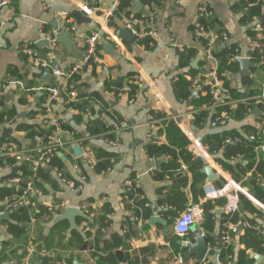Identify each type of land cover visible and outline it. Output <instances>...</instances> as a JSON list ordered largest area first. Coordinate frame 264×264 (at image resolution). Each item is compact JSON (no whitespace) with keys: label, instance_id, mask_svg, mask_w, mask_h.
Instances as JSON below:
<instances>
[{"label":"crops","instance_id":"crops-1","mask_svg":"<svg viewBox=\"0 0 264 264\" xmlns=\"http://www.w3.org/2000/svg\"><path fill=\"white\" fill-rule=\"evenodd\" d=\"M3 1H8L9 4L0 7V158L9 157L12 161H6L0 166V214L12 213L8 212V206L20 194V187L11 184V180L25 177L26 174L25 165L5 154L44 146L51 136V130L45 125L42 103L49 88L63 87L69 83L64 76H56L58 84L55 86L51 84L52 81L43 82L44 71L30 63L24 49L34 47L38 53L37 43L41 40L48 41L46 38L58 34L53 26L55 22L63 29L64 22L58 21L59 13L70 16L77 11L83 12L91 22L78 24L72 18L76 26V30L70 33L76 40L72 53L62 43L55 48L49 44L42 47L47 55L46 59L53 52L52 63L64 73H70L77 64L83 62L88 38L99 33L98 46H101L97 50L98 60H93L97 67L81 73L83 86L77 89L78 95H98L101 100L87 98L92 104L87 113L82 115L81 121L76 119L79 112L66 106L64 101L57 105L60 116L66 120L64 136L74 133L80 147L95 154L97 168L92 171L85 161L76 156L72 145L52 165L41 169L37 174L36 184L42 194L28 209L31 216V221L26 224L28 240L24 241V237L18 240L12 238L4 225L8 222L6 221L0 230V236L5 237L4 242H9L5 250H18L27 244L31 264H40L38 259L44 254L38 252L35 243L37 237L39 234L49 235L54 224L60 221L58 217L70 207L81 209L84 217L76 219L77 229L71 230L68 221V236L78 230L85 235L90 233L93 240L97 232L101 231L104 237L96 240L95 244L103 250L106 241L112 242L114 233H120L124 237L129 233L126 241L123 240L126 245L114 250L122 260L120 264H222L218 246L221 233L223 235L229 232L230 244L237 252L245 248L240 237L247 229L254 226L264 229V196L258 199L252 190L254 188H250L253 186L251 179L254 169L247 173L242 182L236 183L243 188L241 194L259 209V213H245L242 208V212L237 215L239 222L235 223L232 218L236 216L226 210L225 199L208 200L205 197L204 188L208 184V178L203 174V169L201 172L205 178L202 181H196L188 167L187 170L179 168L169 174L167 165L170 157L157 158L148 154L150 144L164 145V139L159 140V132L156 133L148 125L149 116L155 114L171 117L190 140L191 148L188 151L216 171L219 178L212 184L218 187L227 179L235 180L231 172L218 162L223 154L220 152L214 156L205 143L213 142L215 135L226 132L238 139L243 136L250 140V136L256 134L259 139H264V111L260 108L243 118H236L235 110L232 109L233 116L226 127L212 126L214 113L207 109L206 103H197L207 96L203 87H209L208 80L192 91V97L188 101L179 99L175 93L179 77L189 73V67L184 66L189 59L186 52L189 48L197 49L198 57L201 58L198 75L208 74L217 66L214 62L206 61L204 45L201 44L202 35L196 30L201 6L207 7L212 13L211 29L217 34L228 33L231 44L254 64L247 76H243L241 66L238 71L228 74L231 89L241 96L256 95L264 91V60L260 57L256 63L253 55L254 50H261L257 45L263 44L264 31H255L256 23H261L259 17H254L251 22L245 20L248 10L244 6L248 0H164L161 6H150L140 1L144 5L140 14L148 23L139 26V29H155L158 32L156 38H151L155 41L151 48L137 41L127 43L120 36L125 28V21L131 18L120 19L114 14L110 19L106 17L108 11L115 12L120 0H0V4ZM262 17L264 18V11ZM110 20L119 29L110 27ZM109 36L111 39L107 40ZM108 45L112 49L107 52ZM245 79L249 81L244 82ZM106 84H111V88H107ZM84 100L86 99L81 102ZM257 110L260 114L256 113ZM123 121L130 123V129L119 135L114 134L112 124ZM89 122L101 123L106 130L92 134ZM68 125L73 130L67 129ZM248 128L257 133H249ZM154 135L156 141H152ZM113 142L116 144H112ZM206 150L211 155L210 159L205 158ZM160 160L164 162L157 167L156 162ZM238 162L247 163L243 158ZM82 177L86 180H82ZM128 179H136L140 186L141 198L136 201L137 208H134L129 199L125 185ZM256 182L264 190V179L258 177ZM78 185L81 187L77 188ZM181 194L186 198V203L182 208H177L174 203ZM138 202H143V205H138ZM64 203L71 206L65 208ZM207 203H211L213 208V230L205 227L203 222L204 206ZM146 204L149 206L145 207ZM189 204L199 205L203 214L191 234L180 238L174 232V224ZM106 205L112 210L113 225L104 230L97 220ZM137 209L141 214L148 210L150 217L136 215ZM156 216L166 222L168 231L160 223H149ZM119 225L120 230H115ZM202 231L206 234L205 239L198 234ZM207 238L216 241V245L213 247ZM201 242L207 246L208 252L203 260H198V253H193L192 249ZM3 243L0 244V250ZM76 254L79 258L73 264L76 261L80 264H95L89 248L78 250ZM48 255L65 259L70 253L51 251ZM6 256L3 264L17 260L9 252Z\"/></svg>","mask_w":264,"mask_h":264},{"label":"trees","instance_id":"trees-1","mask_svg":"<svg viewBox=\"0 0 264 264\" xmlns=\"http://www.w3.org/2000/svg\"><path fill=\"white\" fill-rule=\"evenodd\" d=\"M146 5H159L161 6L163 4L164 0H140ZM134 0H120L118 8L114 12V16L124 19V18H131V19H140L144 18L142 14H138L134 16L131 12V9L133 7ZM252 6H249V5ZM248 8V14L245 16V20L248 22L253 21L254 17H259L261 24L264 26V18L262 17L263 11H264V0H248V3L244 6ZM205 26L209 28H213V22L211 19L206 20ZM110 27H117L116 25L112 24V21L109 22ZM221 33H219L220 35ZM207 42V39L205 37L201 38V44H205ZM262 43L264 44V39H262ZM141 45H145L147 48H151V46L155 45V41L151 39L150 37H145L141 39L140 43ZM101 49V46L97 48L99 51ZM188 53V61L185 63L184 66L189 67V73L186 76H180L178 79V82L175 85V93L177 97L181 100H190L192 97V91L190 90V87L192 85L191 78H194L198 75V71L190 67V63L192 59H195L198 57V51L197 49L189 48L187 51ZM233 51L229 49L228 47H224L222 50H218L214 52V56L219 60V75L222 77V79L225 81V86H229L228 83V74L233 73L235 71H238L240 69V65L235 61V59L232 56ZM254 59H256V63L259 62L260 57L264 56V48L260 51L254 50L253 52ZM97 67L96 63L94 61H91L89 64H87L84 68L85 71H88L89 69L94 70ZM41 76V75H40ZM39 76V77H40ZM81 74L74 75L72 79L69 81V85L72 89H78L81 88L83 85L81 84ZM245 81H249L248 79H245ZM54 86L58 84V82L52 81ZM107 88H111V84H106ZM113 86V85H112ZM107 90V89H106ZM203 91H209V87H203ZM233 95L235 97H241V95H236L234 90L231 89ZM87 98H92L94 100L100 101L101 97L98 95H88V94H82L78 95V101L77 102H71L69 101L68 97L64 96L63 101L64 104L68 107H71L79 112L80 115L76 116V119L81 121L82 115L87 113V110L90 105L92 104L89 100L87 101ZM82 99H86L81 102ZM210 101V96H205L204 98H201L197 101V103H206L208 104ZM249 107L247 105H241L239 106L234 113V116L236 118H243L250 115L248 111ZM256 108L252 112L255 111ZM232 114V112H231ZM233 116V115H232ZM11 117V116H8ZM89 130L92 134H98L102 133L104 130H106V127L102 125L101 123L93 124V122H89ZM67 129L73 130L71 126H66ZM249 133H257V131L252 129H247ZM239 135V134H237ZM257 135V134H256ZM76 137V135H75ZM238 137H234L230 133H222L220 135H215L212 140L213 142H206L205 144H208L209 151L211 154L218 155L220 152L223 154L221 159H218L219 164L223 166L224 169L231 172L233 175L234 180L239 183L242 182V179L247 175L248 172L251 170H255L254 174L251 179V185L250 188H254V194L258 199H262L264 196V190L258 186V183L256 180L258 177H260L262 180L264 179V161L263 157H258L257 149L262 145L264 142L263 138H258L257 141H250L249 139H245L243 136L240 139L239 143L236 144H226L227 139H235ZM166 139L167 144L158 146L157 144L153 143L148 146V154L150 156H155L157 158L165 156L170 157L169 164L167 165V172L175 171L176 169H179L182 164H185L188 169L194 174L196 181H202L204 180L205 176L202 174V169L204 168V162L201 159H197L193 156L191 151H188V146L190 145V140L187 138V136L184 134L182 129L179 127V125L176 123L175 120L170 121L166 128ZM237 157L240 156L243 158L244 162H247L246 164L238 162L239 159H236L235 161H231V157ZM59 159V158H57ZM12 161L9 157H3L0 158V166L4 165L5 162ZM26 171L25 177H22L23 179V185L26 184V182L29 179L30 173L28 169L25 167L24 169ZM43 171V170H42ZM46 171V170H44ZM170 174V173H169ZM223 184H220L222 186ZM241 201H242V208L243 211L249 214L259 213V209L250 201L248 200L244 195L240 194ZM143 202H138L137 204L143 205ZM186 203V198L183 197V195H179V198H177L174 205L177 208H182ZM211 203H207L204 206L205 211V221L204 226L207 227L209 230L214 229V223L212 221L213 214L211 210L213 209L211 207ZM136 215L143 216L145 218L150 217V213L148 210L143 212V214L140 213V211L135 210ZM44 215V213H42ZM46 214H48L46 212ZM112 210L106 205L104 206L102 210V215L98 218L97 223L99 224L101 229H108L113 225V219L111 218ZM11 218L8 222H6L4 225L7 228L8 234L18 240L22 239L24 237V241L28 240L26 237L27 233V227L26 224L31 221V216L29 214L28 209H20L18 211H13L11 214ZM236 217H233L232 220L235 223L239 222L238 216L233 215ZM87 219H84V221ZM250 221H252L250 219ZM68 229H69V223L66 220L58 221L56 224H54L51 232L49 235H42L39 234L37 237V241L35 243L38 246V252L40 254H44L41 256L38 260L40 264H52L53 261L60 262V261H67L70 264L74 263L75 259H78L79 256L76 254V251L78 250H85L87 248L90 249V254L95 258V264H120L121 259L117 253H114L115 248H119L123 245H126V243L123 242V235L120 233H114L112 236V242L106 241L105 247L102 249H99L97 245L95 244L96 240H98L103 236V233L101 231H98L95 235L94 239L92 240V235L88 233L87 235L83 234L81 231L75 230L71 232L70 236H68ZM126 237H129V233L125 234ZM241 243L244 245V249H240L239 251L235 252L231 244H228L224 241L222 233L219 235L218 239V246L220 247L219 257L220 262L222 264H258L254 258L255 255H263L264 254V241L263 239L258 235V233L252 228L247 229L246 233L240 237ZM208 242L212 244L214 247L216 245V241L211 240L207 238ZM9 245V242H4L2 245V249L0 250V264L4 263V258L7 257L6 254L9 252L14 258H16V262L18 264H22L23 259L28 255V245L24 244L22 245L18 250H5V247ZM66 252L70 253V256L67 258H62L60 256L57 257H51L48 255L49 252ZM32 264H35L32 263ZM263 264V263H262Z\"/></svg>","mask_w":264,"mask_h":264},{"label":"built area","instance_id":"built-area-1","mask_svg":"<svg viewBox=\"0 0 264 264\" xmlns=\"http://www.w3.org/2000/svg\"><path fill=\"white\" fill-rule=\"evenodd\" d=\"M8 1H3L0 4V7H4L8 5ZM249 6H252L251 4ZM248 10V8H247ZM114 14L113 10L107 12L106 17L110 19ZM212 13L208 10L207 7L201 6L199 8V21L196 24V30L207 39V42L204 44L205 49V59L207 62H214L217 64L216 68L212 69L208 74L201 75L191 78L192 85L190 87L191 91L196 90L197 87L205 80H208L209 91H207V95L210 96V101L205 106L210 112H213L215 118L212 122V126L214 128H223L226 127L231 121L232 114L231 110H236L241 105H247L249 107L248 111L252 114L254 108L262 109L264 111V91L260 94L249 95V96H241L235 97L229 87L225 86V81L219 75V60L214 56V52L218 50H222L224 47H228L233 51V58H245L240 54L239 49L233 46L230 42V36L228 33L224 32L220 35L215 33L211 28L205 26V21L211 18ZM58 21L64 22L63 29L66 32H73L76 30V26L73 24V19L71 15L69 16L66 13H59ZM148 22L144 18L140 19H130L125 21V29L130 31L132 35L135 37V41L140 43L141 39L145 37L156 38L158 36V32L155 29H151L149 31H141L139 26H144ZM63 30V31H64ZM1 31V27H0ZM255 31L263 32L264 27L260 22H257L255 25ZM58 34L55 37L46 38L50 45L54 48L59 44L58 42ZM100 35L99 33H95L93 36L88 38L87 47H86V56L82 63L77 64L70 73H64L62 69H60L57 65L52 63V59L54 58V53L50 52L48 54V59L42 58L37 51H35L34 47H26L24 49V53L27 55L30 63L38 68L41 71L50 70L53 76L58 77H66L69 81L72 79L74 75H78L84 72V68L91 61L98 60L97 56V48L99 42ZM111 36L107 37V40H110ZM261 50L264 48V44L259 43L257 45ZM47 56V55H46ZM264 60V56L261 57ZM68 97L69 101L77 102L78 101V92L77 89H72L71 86H55L49 88L44 101L41 106L42 114L45 118V125L48 129L51 130V136L48 138L44 146L39 149L32 150H24L19 152H9L5 154V156H12L17 163H21L25 165L30 173L29 179L26 184L23 185L22 177H17L11 180V184H14L20 187V194L12 199L11 203L8 206V212L18 211L20 209H30L37 197H40L42 194L41 189L36 184V177L38 172L43 169L45 166L48 167L53 164V162L59 158V156L64 155L72 145H79V141L75 139L74 133H70V135L64 136L65 133V125L66 120L63 119L58 110L57 105L61 101H63V97ZM255 109V110H256ZM173 118L168 116H158L152 114L148 118V125L151 127L153 131L156 133L159 132V140L164 139V144H167L166 139V128L170 121ZM1 126V123H0ZM130 123L116 122L112 124V132L116 135H119L121 132L130 129ZM258 137L256 135L250 136V141H257ZM152 141H156L155 135ZM240 140L238 138L235 139H227L226 144H236ZM112 144H116L113 142ZM80 146V145H79ZM81 148V147H80ZM190 145L187 149H190ZM82 149V148H81ZM83 150V149H82ZM84 151V150H83ZM258 157L264 156V142L257 149ZM198 155H196L197 157ZM205 158H211L210 153L206 150ZM240 156L231 157V161H235L236 159H240ZM84 161L87 163L88 167L95 171L98 165V160L95 154L92 151H84L83 155ZM222 168L221 166H218ZM182 170H187V166L182 164L180 167ZM110 170V169H109ZM82 180H86L85 177H82ZM126 189L129 194V199L131 200L134 208H137L136 201L140 200V186L137 183L136 179H128L126 181ZM80 188L81 186H76ZM243 192V188L240 187L236 181L231 179H227L223 183L222 186H214L213 184H207L204 188L205 197L208 200H226V210L232 215H239L242 212L241 206V197L240 194ZM69 203H64V207H70ZM149 205L146 204L145 207ZM52 210V209H51ZM202 211L199 205L189 204L181 216L176 220L174 224V232L180 238H185L189 236L192 232L194 226H196L200 222V218L202 217ZM205 221V214L203 218V222ZM253 229L258 233V235L264 241V229L259 226H254ZM127 230V229H126ZM202 239L206 238L205 232L198 233ZM224 241L228 244L231 242L229 232H225L223 234ZM30 252L23 259L22 264H31L29 260ZM264 257V254L262 255ZM181 263L183 262L180 259ZM56 264H70L67 261H60Z\"/></svg>","mask_w":264,"mask_h":264},{"label":"water","instance_id":"water-1","mask_svg":"<svg viewBox=\"0 0 264 264\" xmlns=\"http://www.w3.org/2000/svg\"><path fill=\"white\" fill-rule=\"evenodd\" d=\"M144 8V5L140 2V0H134V6L131 9V12L134 16L140 14L142 12ZM71 17L78 23V24H82V23H90L91 19L87 16H85V14L81 11H77L75 13H73L71 15ZM53 26L55 27V29L57 30L58 33V42L64 44L69 53H72V48L74 45H76V40L72 38L70 32H64L63 29L57 24V22H55L53 24ZM101 35H103V33H101ZM120 36L127 42V43H134L135 42V37L132 35V33L130 31H128L127 29H122V31L120 32ZM49 45V42L46 40H41L39 43H37V47L39 48L38 50V54L42 57V58H46V55L44 53V51L42 50V47ZM107 52L112 49L111 45L106 46ZM238 64H240V66L242 67V74L243 76H247L250 74V69L254 66V64L251 62L250 59L248 58H239L235 60ZM201 62V58L198 57L196 58L192 63L191 66L193 69L198 70L199 69V63ZM56 77H54L52 75V73L50 72V70H45L43 72L42 75V81L43 82H48V81H55ZM36 101H39V98H36ZM64 112V108H61V113ZM257 114H260V111L257 110L256 111ZM73 150L76 153V156L80 159H83V155H84V151L80 148L79 145H74L73 146ZM263 161H264V156H263ZM164 161L160 160L156 162V166L158 167L159 165H161ZM203 174H205L208 178V184H212L215 180H217L219 178L218 174L216 173V171L213 169L212 166H210L209 164L205 165V167L203 168ZM10 213H2L0 214V230L1 227L3 225L4 222L9 221L10 220ZM78 217H84V213L82 212L81 209L76 208V207H70L68 208L65 213H63L61 216L58 217V220L62 221V220H67L70 222L71 224V230L73 229H77V222L76 219ZM150 224L152 225H157V224H162L165 226V231H168V225L166 224V222L160 218V217H153L150 219L149 221ZM120 225L115 229L117 231L120 230ZM194 229V228H193ZM192 229V230H193ZM5 240V237L3 235L0 236V244H2ZM124 241H126V237L123 238ZM189 247V246H187ZM192 252H196L198 253V260H203L206 253L208 252V248L204 243H198L195 247H193ZM256 262L258 264H262L264 262V257L262 255H256L254 256ZM5 264H17L16 261L11 262V263H5ZM52 264H55V262L53 261ZM76 264H80L78 261H76ZM236 264V263H235Z\"/></svg>","mask_w":264,"mask_h":264}]
</instances>
